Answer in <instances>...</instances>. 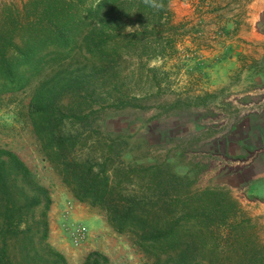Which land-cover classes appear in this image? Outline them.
I'll list each match as a JSON object with an SVG mask.
<instances>
[{
    "label": "rangeland",
    "instance_id": "rangeland-1",
    "mask_svg": "<svg viewBox=\"0 0 264 264\" xmlns=\"http://www.w3.org/2000/svg\"><path fill=\"white\" fill-rule=\"evenodd\" d=\"M226 1L165 0L166 13L155 17L161 26L142 39L149 51L140 49L142 57L129 58L123 72L130 96L145 108L113 113L108 128L113 138L121 136L126 163L159 165L165 189L171 180L169 195L189 202L190 219L205 232L195 263L212 258L207 250L215 239L207 227L215 222L223 264H264V179L254 176L264 162V131L256 132L264 115V56L248 53L242 39L253 24L219 15ZM46 2L0 0V31L14 37L9 53L19 48L22 26L42 12L33 4ZM32 88L0 96V149L15 152L49 190V244L68 264H84L94 252L109 264H152L130 236L114 232L101 211L79 203L63 185L33 132ZM95 217L105 226L88 225Z\"/></svg>",
    "mask_w": 264,
    "mask_h": 264
},
{
    "label": "trees",
    "instance_id": "trees-1",
    "mask_svg": "<svg viewBox=\"0 0 264 264\" xmlns=\"http://www.w3.org/2000/svg\"><path fill=\"white\" fill-rule=\"evenodd\" d=\"M47 1L33 4L42 12L19 30L15 52L8 50L14 37L0 31V96L33 87L30 120L46 160L75 200L101 211L152 264H223L221 226L207 227L215 239L210 261L195 263L205 232L190 219L189 202L169 195L171 180L165 189L159 165L126 163L121 136L108 128L113 113L145 108L130 96L123 72L129 58L142 57L140 49L149 51L142 39L161 26L155 17L166 13L165 0ZM52 203L27 164L0 149V264H68L48 242ZM84 264L109 259L94 252Z\"/></svg>",
    "mask_w": 264,
    "mask_h": 264
},
{
    "label": "crops",
    "instance_id": "crops-1",
    "mask_svg": "<svg viewBox=\"0 0 264 264\" xmlns=\"http://www.w3.org/2000/svg\"><path fill=\"white\" fill-rule=\"evenodd\" d=\"M222 8L223 9L221 10H223V14H221L222 11L220 10L219 15H222L224 19L233 18V20L236 21L241 19L243 23L253 24L250 32L247 35H243L242 39L247 45H249L250 49L248 53H253L256 57L264 56V33L259 31V24L264 23V0H228L224 2ZM227 8L229 13L225 10ZM231 8L234 9V11H232L233 13L231 12ZM239 9L242 11L239 12ZM257 122L258 125H256V132L258 130L264 131V115L259 117ZM261 171H264V162L259 164L258 168H256V174L254 173L257 181L259 179H264V176L258 174L259 172L262 173ZM73 219L77 222H86V220H80L75 216H73ZM90 221H88V225L90 226H105L103 219L100 217H95Z\"/></svg>",
    "mask_w": 264,
    "mask_h": 264
},
{
    "label": "built area",
    "instance_id": "built-area-1",
    "mask_svg": "<svg viewBox=\"0 0 264 264\" xmlns=\"http://www.w3.org/2000/svg\"><path fill=\"white\" fill-rule=\"evenodd\" d=\"M80 231H81V230H79L78 236H79V237H82V236H80V235H81ZM82 232H83V231H82ZM84 236H85V235H84Z\"/></svg>",
    "mask_w": 264,
    "mask_h": 264
}]
</instances>
